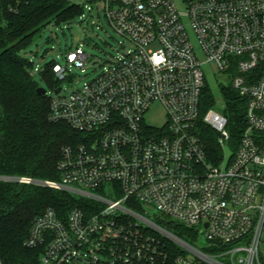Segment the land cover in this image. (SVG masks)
I'll return each mask as SVG.
<instances>
[{
    "label": "built area",
    "instance_id": "built-area-1",
    "mask_svg": "<svg viewBox=\"0 0 264 264\" xmlns=\"http://www.w3.org/2000/svg\"><path fill=\"white\" fill-rule=\"evenodd\" d=\"M89 1L83 12L103 5L121 53L72 91L63 82L90 56L77 46L66 64L53 61L62 83L46 89L50 117L79 140L62 148L58 180H0L65 191L76 204L46 208L25 245L39 264H264V0ZM207 63L246 103L235 148L224 111L202 112ZM155 103L162 125L146 119ZM202 126L217 134V162Z\"/></svg>",
    "mask_w": 264,
    "mask_h": 264
},
{
    "label": "trees",
    "instance_id": "trees-1",
    "mask_svg": "<svg viewBox=\"0 0 264 264\" xmlns=\"http://www.w3.org/2000/svg\"><path fill=\"white\" fill-rule=\"evenodd\" d=\"M82 4L72 0H0V176L58 180L62 148L79 140L67 123L50 117L48 96L39 95L35 63L25 52L49 23L77 22ZM53 62L42 77L49 88L62 82L55 78ZM224 113L229 119L231 147L235 148L245 127V100L232 87L222 89ZM215 103L210 87L202 92V112ZM209 158L218 161L222 149L217 134L201 127ZM76 204L65 191L36 183L0 180V261L3 264H39L40 251L25 245L35 217L46 208L66 212ZM183 237L184 227H175Z\"/></svg>",
    "mask_w": 264,
    "mask_h": 264
},
{
    "label": "rangeland",
    "instance_id": "rangeland-1",
    "mask_svg": "<svg viewBox=\"0 0 264 264\" xmlns=\"http://www.w3.org/2000/svg\"><path fill=\"white\" fill-rule=\"evenodd\" d=\"M72 1L91 5L89 0ZM83 14H85V18L82 22L78 19L77 22H64L62 24L51 22L47 24L25 52L26 57L33 61L35 66L43 70L47 63L53 61L66 64V53L71 49L75 50L77 46H82V49L90 56L89 66L85 72H82L80 68H73L74 78L63 82L65 91L80 88L84 82L98 77L103 71V66L121 53L120 42L124 38L106 18L103 5L99 6L97 12L94 11V16H90L87 10ZM190 34L194 45L199 50L195 35L191 31ZM200 56L202 59L201 52ZM203 71L207 85L215 98L212 108L223 113L225 102L222 89L228 86L231 80L227 79L226 75L219 71L214 63L204 64ZM33 77L40 87L50 89L41 73L36 72ZM146 119L153 124L162 125L166 121V113L162 105L153 104L146 114ZM226 153L228 156L231 155V148H226ZM196 244L204 249L208 246L204 239H200Z\"/></svg>",
    "mask_w": 264,
    "mask_h": 264
},
{
    "label": "water",
    "instance_id": "water-1",
    "mask_svg": "<svg viewBox=\"0 0 264 264\" xmlns=\"http://www.w3.org/2000/svg\"><path fill=\"white\" fill-rule=\"evenodd\" d=\"M60 90H61V88H58V89L56 90V93H59ZM37 93H38L39 95H45V93H46V88L38 87V88H37Z\"/></svg>",
    "mask_w": 264,
    "mask_h": 264
}]
</instances>
